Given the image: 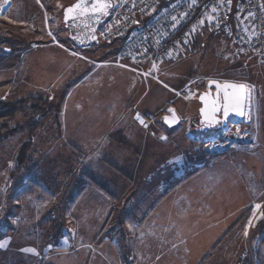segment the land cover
<instances>
[{
  "label": "rangeland",
  "instance_id": "374dc122",
  "mask_svg": "<svg viewBox=\"0 0 264 264\" xmlns=\"http://www.w3.org/2000/svg\"><path fill=\"white\" fill-rule=\"evenodd\" d=\"M10 1L8 10L0 16V108L1 103L15 105L0 119V126L12 130V134L0 144V244L4 245L0 247V264L26 259L27 255L23 251L32 250L33 246L43 240L40 238L43 230L50 231L49 226L52 224L49 215L52 206L40 205L48 191L47 186L57 198V207L62 208L59 204L64 196H69L71 190L68 177H72L71 197L75 198L81 191L75 180L82 176H93V180L95 177L101 178L102 167L110 163L107 148L98 151L97 158L83 161L80 135H71L72 129L65 125L63 104L68 102L69 92L76 83H80V88L87 92L84 94L85 108L89 103V91L98 87L116 83L117 79L120 88L125 85L137 86V90L131 94L121 93L119 100H114L115 105L108 106V111L105 108L106 112L116 113V107H119L122 113L133 106L122 122L133 121L136 126L156 136H187L189 141L192 136H200V148L206 150L210 149L208 144L220 136L221 130L205 134L201 132L200 115L189 112L191 100L199 99L211 79L247 83L252 94L250 118L255 122L257 142L241 143L234 151L264 159V111H261L264 109V64L242 56L226 37L202 28L165 60L164 71L161 72L160 68L157 72L160 81L171 86L169 89H173V93L174 90L186 88L191 93L187 101L174 94L177 100L151 121L157 129L150 130L152 123L139 115L144 121L141 124L136 115L155 101L153 98L157 92V81L150 79L141 85L146 88L147 95L134 105L136 97L141 94V86L137 81H132L133 76L116 69L117 66H111L117 55L115 47L100 44L87 49L75 48L63 23V12L77 0ZM5 2L7 0H0V7ZM67 48L74 49L76 54L70 53ZM88 70L94 71L86 77ZM98 95L106 98L108 90H100L91 95L93 104H96ZM40 100L42 102L38 103ZM153 105L160 107L158 103ZM169 109H175L182 115V123L174 129H168L162 121L163 113L168 114ZM114 136H105L99 140L110 143ZM258 145L261 147L257 149ZM91 165L101 166V172L91 170ZM27 178L39 182L41 187H23L25 185L22 186V183ZM32 196L38 197L40 204L35 206L38 211L24 224L19 212L21 207H26L25 200ZM257 204L262 206L264 214V200L254 204L253 210ZM59 215L64 219L63 212H56L55 243L60 244L56 247L68 245V229L65 230L63 222L59 221ZM227 242L230 248L227 254L232 264H264V218L256 228L247 231V236L233 233ZM43 259L39 258L37 264ZM228 262L226 260L225 264Z\"/></svg>",
  "mask_w": 264,
  "mask_h": 264
},
{
  "label": "crops",
  "instance_id": "0c3cea01",
  "mask_svg": "<svg viewBox=\"0 0 264 264\" xmlns=\"http://www.w3.org/2000/svg\"><path fill=\"white\" fill-rule=\"evenodd\" d=\"M115 68L133 76L132 81L140 86L147 82L133 72ZM161 68L164 71L163 64ZM93 71L88 70L86 77ZM118 80L114 83L112 79V84L89 91L85 108L87 92L73 79L77 85L63 104L65 125L72 129L71 135H80L83 161L97 158L98 151L107 148L110 163L102 167L103 176L95 177L96 181L93 176L75 180L81 189L75 198L71 197L72 177H68L71 190L59 204L62 208L57 207V198L48 186L41 204L38 197L27 198L26 207L19 212L24 224L40 204L52 206L49 215L52 225L50 231L43 230L40 237L43 240L32 247L34 251H23L26 259L7 264H37L41 257L44 259L40 264H225L226 260L232 264L227 239L233 233L245 237L254 204L264 200V159L236 151L215 154L218 152L200 148V136H192V141L187 136H156L133 121L122 122L133 106L122 113L119 107L116 113L108 114L106 109L115 105L114 100H119L121 93L131 94L137 86L120 88ZM155 87V101L137 114L148 122L177 100L164 81L155 82ZM104 89L108 90L107 97L98 95L93 104L91 95ZM140 90L134 105L147 95L146 88L141 86ZM200 108L199 101L192 99L189 112L199 114ZM178 114L182 116L179 111ZM151 123L149 129L153 130L156 126ZM113 135L116 136L110 143L99 140ZM90 169L101 172L98 165H91ZM32 180L27 178L22 186L41 187ZM58 211L64 214V219L59 215V221L68 229V245L62 247H56L60 244L55 243ZM117 223L124 229L126 259L118 245Z\"/></svg>",
  "mask_w": 264,
  "mask_h": 264
},
{
  "label": "built area",
  "instance_id": "2783aa9c",
  "mask_svg": "<svg viewBox=\"0 0 264 264\" xmlns=\"http://www.w3.org/2000/svg\"><path fill=\"white\" fill-rule=\"evenodd\" d=\"M202 28L226 37L242 56L264 64V0H116L98 35L100 44L118 45L114 66L161 83L157 72L162 64ZM66 50L76 54L74 49ZM247 87L250 97L244 120L233 119L208 144L209 150L234 151L241 143L257 142ZM190 93L187 88L174 90L185 101ZM252 215L249 230L263 220L262 206L252 209Z\"/></svg>",
  "mask_w": 264,
  "mask_h": 264
},
{
  "label": "water",
  "instance_id": "95a60500",
  "mask_svg": "<svg viewBox=\"0 0 264 264\" xmlns=\"http://www.w3.org/2000/svg\"><path fill=\"white\" fill-rule=\"evenodd\" d=\"M106 2L109 6L103 11V13L93 10V6L95 5L96 0H77L71 6L67 7L69 8L76 5L77 3H80L82 8L85 9V11L79 15L77 13L69 15L66 13L67 8L64 9L63 23L69 33V40L74 44L77 49H87L94 45H100L98 35L100 25L102 21L110 14L114 7L113 0H106ZM226 83L244 85L243 90L229 89L230 93L234 92L235 95L239 97V112L233 110L232 108H229L227 117H225L223 114L225 104V101L223 99L224 90L222 87H217V84L223 86ZM249 97L250 90L248 89L246 83L233 81L221 82L215 79L209 80L207 83L206 90L200 94L198 99L199 103L201 104V108L199 111V130L201 132H209L214 130L219 131L226 128L233 119L237 121L244 120L249 106ZM214 101L216 102L215 106L218 107L220 110L214 114L215 119H212L211 109L213 107ZM201 109H207V111L209 112L208 119L205 118V115L201 112ZM173 110L175 117H178V120H176V122L168 123L164 120L165 116H168L169 119H173V113L168 112V114L162 117L164 125L167 126V128L169 129H174L182 123V119L179 116L178 112L175 109ZM216 120H218L219 122L217 123Z\"/></svg>",
  "mask_w": 264,
  "mask_h": 264
},
{
  "label": "snow or ice",
  "instance_id": "6c2138e0",
  "mask_svg": "<svg viewBox=\"0 0 264 264\" xmlns=\"http://www.w3.org/2000/svg\"><path fill=\"white\" fill-rule=\"evenodd\" d=\"M230 2V0H229ZM108 3L106 2V0H96V3L95 5L93 6V10L94 11H99L101 13H103V11L108 7ZM215 10V9H214ZM85 11L84 8H82L81 4L80 3H77L76 5L72 6V7H69L66 9V13L71 15L73 13H77L78 15L83 13ZM215 83V82H213ZM217 87L220 88L222 87L223 90H224V96H223V99L225 101V104H224V116L227 117L228 115V111H229V108H232L233 110H236L237 112H239V97L235 95L234 92L230 93L229 92V89H233V90H243L244 89V85H235V84H224L223 86L217 84ZM207 103V101H206ZM216 105V102L214 101L213 102V107L211 109V112H212V119H215V113L218 112L220 109L218 107L215 106ZM170 113H173V119H169L168 116H165L164 117V120L168 123H174L176 122V120H178V117H175V114H174V110L173 109H169L168 110ZM201 112L204 113L205 115V118L208 119L209 118V112L207 111V109H201ZM242 114V113H240ZM137 119L140 120V123L141 124H144V121L143 119L137 115ZM216 122L218 123L219 121L216 120ZM145 127H147V125L145 124L144 125ZM161 139H166L165 137H161ZM256 208H260V205L257 204L256 205ZM249 226H251V221L249 222ZM245 235H247V231L245 232ZM4 245L0 244V247H3ZM27 251H34V250H27Z\"/></svg>",
  "mask_w": 264,
  "mask_h": 264
},
{
  "label": "trees",
  "instance_id": "16d2710c",
  "mask_svg": "<svg viewBox=\"0 0 264 264\" xmlns=\"http://www.w3.org/2000/svg\"><path fill=\"white\" fill-rule=\"evenodd\" d=\"M105 47H112V48L115 47V50L114 51H115V53H118L119 47L116 46V44H113L111 46H105ZM41 102H42L41 100H40V102L38 101V103H41ZM14 106L15 105L8 104V103H5V104L4 103H1L0 119L4 118L5 117L4 114L6 113V111H8L9 109H11ZM39 107H41V106H39ZM35 128L37 129V126ZM35 128H34V130H35ZM34 130H33V132H35ZM11 134H12V130H9L8 127H6V126H0V144L5 139H7V137H9ZM116 228L119 229L118 230V234L120 236V239H119L118 245H119V248H120V252H121V255H122L123 259H126L127 258V241H126V237H125V234H124V229L121 228V224L120 223H117Z\"/></svg>",
  "mask_w": 264,
  "mask_h": 264
},
{
  "label": "bare ground",
  "instance_id": "6f19581e",
  "mask_svg": "<svg viewBox=\"0 0 264 264\" xmlns=\"http://www.w3.org/2000/svg\"><path fill=\"white\" fill-rule=\"evenodd\" d=\"M11 1L9 2V0H7V2H5L1 7H0V16H3V14L5 13V10H8L9 6H10Z\"/></svg>",
  "mask_w": 264,
  "mask_h": 264
}]
</instances>
